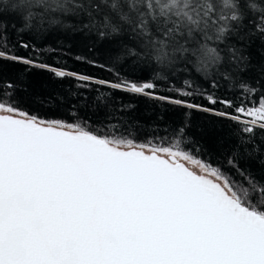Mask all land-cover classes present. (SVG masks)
<instances>
[{
	"label": "snow or ice",
	"instance_id": "obj_1",
	"mask_svg": "<svg viewBox=\"0 0 264 264\" xmlns=\"http://www.w3.org/2000/svg\"><path fill=\"white\" fill-rule=\"evenodd\" d=\"M69 16L162 69L195 70L213 87L222 79L248 96L258 91L245 80L246 48L264 41V0H0V59L33 65L6 50L9 27L39 30ZM110 86L211 112L246 133L264 129V94L249 107L199 92L232 110L218 111L156 95L149 81ZM15 88L0 82V264H264V177L245 172L238 152L226 163L244 182L201 158L187 125L171 139L141 143L131 132L33 115Z\"/></svg>",
	"mask_w": 264,
	"mask_h": 264
},
{
	"label": "trees",
	"instance_id": "obj_2",
	"mask_svg": "<svg viewBox=\"0 0 264 264\" xmlns=\"http://www.w3.org/2000/svg\"><path fill=\"white\" fill-rule=\"evenodd\" d=\"M62 19L68 27L44 24L39 30L34 28L24 32L9 27L5 36L6 50L34 61L33 65H26L0 59V82L10 81L16 85L14 99L24 110L44 119L87 122L93 130L115 128L126 136L131 132V138L141 143L149 140L159 143L163 137L171 139L172 129L187 125L186 134L202 149L201 158L221 166L226 174L244 182L237 170L226 163L228 156L236 151L238 163L245 172H251L257 179L264 177V129L256 127L254 133H246L237 123L211 112L188 109L110 86L123 79L138 83L149 81L156 83V95L188 99L218 111L232 110L219 103L209 104L199 92L234 104L243 102L249 107L253 103L258 106L259 98L264 94V89L260 88V81L264 80L261 74L264 41L254 39L246 48L250 68L245 80L258 89L255 95L248 96L238 86L222 79L218 87H213L210 80H205L195 70L173 73L171 69H162L155 61L147 62L129 55L127 49L116 42L101 40L95 32L83 28L78 18ZM22 43L29 47H21ZM0 47H3L2 43ZM55 71H64L66 75L57 77ZM79 76L89 79L80 80ZM186 80L191 81V87L185 85ZM176 89L191 91L194 95L184 98ZM192 147V144L188 145L189 150Z\"/></svg>",
	"mask_w": 264,
	"mask_h": 264
}]
</instances>
